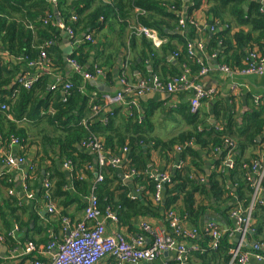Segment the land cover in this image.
Masks as SVG:
<instances>
[{
    "label": "trees",
    "instance_id": "trees-1",
    "mask_svg": "<svg viewBox=\"0 0 264 264\" xmlns=\"http://www.w3.org/2000/svg\"><path fill=\"white\" fill-rule=\"evenodd\" d=\"M55 1L56 5L53 6L50 0H0V50L8 54L7 58L0 54V146L7 148L12 138L17 139L19 147L36 146L35 160H33L35 170L33 165V176L31 178L32 173L28 174L29 179H25L24 188L32 192L33 196L36 195V198L52 201L61 208L59 214L54 215V222L62 225L63 217L72 221V216L65 210L68 201L89 194V181L93 179L91 166L93 167L94 163L89 154L84 153L77 146L93 137H101L103 151L107 150L113 154L127 145L128 163L127 165L126 162L123 163L125 170L138 173L133 175L135 178L131 186L139 183L138 185L145 188L140 195L132 199L128 196L131 194V186L119 180L115 167L106 164L95 166L97 173L102 175V180L95 184L92 192L97 199L99 212L103 214L107 210L113 211L116 222L126 227L131 232L129 233L131 236L144 233L132 224L133 219L138 216H162L166 211H173L177 215L186 213L190 222L196 224L199 216L204 215L211 209L209 207L214 206L212 208L217 211L216 214L227 217L234 205V203L228 204L230 187H235L234 194L243 205H247L251 187L246 175L252 161L258 158L254 149L260 144L258 137L264 131V99L253 101L239 119L231 118L222 130L212 126L211 131L215 134L209 136H204L202 127L205 122L199 118V109L191 112L189 102L180 105L175 111H184L185 116L182 117L190 122L192 129L184 130L166 141L154 136L150 112L138 118L139 113L136 114L135 106H131L128 113L117 108L116 114L109 116L106 122L91 116L92 106L103 101L99 98H91L90 90L93 86L89 81L83 80L82 72L94 70L92 61L99 62L98 67L107 62L106 57L110 54L95 52L93 56L90 52L96 45L104 44L100 36L111 25L116 26L117 38L121 44L131 20L144 27L155 29L161 38H165L158 48H154L151 40L142 33L138 37L145 54L151 58L153 68L160 67L159 71H154L158 79L167 78L164 71L166 63L172 66L170 78L180 74L179 66L181 69L183 66L188 67L193 74L201 70L197 58L187 53L189 40H185L181 34L175 32L179 27L181 15L178 12L183 7V0ZM204 2L207 4L206 11L212 17L213 23L225 25L223 30L203 34L205 46L207 45L205 50L209 54L215 53L217 47H221V51L216 56L217 63L226 64L232 70H239L246 67L243 62L246 48L257 45L264 52V11L260 9L259 2H253L247 10H244L243 0H190L187 14L199 8ZM54 11L65 28L72 30L76 39L78 38V42L74 44L68 55L69 60L81 67L78 71L75 69L68 71L62 51L56 43L60 38L58 35L60 28L54 19ZM48 15H51L52 19L45 22ZM73 16L74 20L71 19ZM226 24L228 26L234 24L232 27H247V30L231 32V27H226ZM134 30L132 28V33ZM173 31L174 34L171 33ZM92 32H95V35ZM87 33L92 34L93 41L84 39ZM132 33H130L131 45H134L136 38ZM189 36L191 39L195 38L194 30ZM42 53L45 58L42 57ZM167 54L176 56L175 65L166 61ZM103 59L105 60L102 61ZM29 63H34L35 66L29 68ZM41 65H44L42 73L38 72L31 85L28 88L24 87L19 81L22 75L26 71L37 72ZM67 83L71 86L64 90V85ZM2 104L6 106L5 109L1 108ZM226 138L233 141L230 150L233 163L231 168L225 167L223 163L229 148L223 143ZM192 141L201 148L210 146L214 149L218 146L219 167L213 171L207 185L199 182L196 178V170L201 168V162L198 160L200 154L191 147H184L181 150V158L184 160L189 156V161L170 173V182L164 183L165 198L163 197L162 212L151 197L155 192V182L147 173L149 153L151 150H159L160 154H169L177 146L183 147L187 142ZM246 150L250 152L252 150L248 157L243 156ZM19 155L21 156L22 153L20 152ZM66 160H70L73 166L71 177L65 176L57 166L58 163L62 164ZM42 161L50 175H44L43 185H39ZM5 176L3 173L0 174V184L9 188L11 183L4 178ZM44 179L47 180V187L44 186ZM68 185L73 191L64 189ZM261 188L264 191V176ZM19 203V199L12 196L4 201L3 206L0 198V231L8 246L13 248L24 241V239L16 241L7 235L11 229L9 221L11 216L15 218L20 229L27 227L31 221L34 222L33 231L37 239L29 237L26 242H32L35 248L41 243L47 244L51 240L47 233V228L52 224L50 219L45 224L40 223L34 212L29 211L25 204L19 205ZM84 207L85 203L77 200V208L84 209ZM21 213L26 216L25 220L20 218ZM252 219V237L255 240L264 239V209L259 205L255 206ZM231 245L232 242L224 234L216 249L189 252L186 256L187 262L190 264L189 259L192 258L193 264H228ZM28 255L25 259L30 261L41 258L36 252ZM23 262L24 260L21 264L25 263ZM143 264H152V262ZM173 264L180 263L175 261Z\"/></svg>",
    "mask_w": 264,
    "mask_h": 264
},
{
    "label": "crops",
    "instance_id": "crops-1",
    "mask_svg": "<svg viewBox=\"0 0 264 264\" xmlns=\"http://www.w3.org/2000/svg\"><path fill=\"white\" fill-rule=\"evenodd\" d=\"M108 1V0H105ZM190 0H183V7L181 8L180 12H178L179 15H181V19L183 20V23H180L179 20V27L175 32H178L183 36L185 40H189L190 44H196L201 42L203 47L200 50H197L195 53V57L197 60H199L202 65L207 69L206 72L200 73L198 70L197 73L193 74L191 70L183 66H179L180 73L184 72L185 69H189V80L193 84L199 85L204 92L212 91V93L207 94L205 97H203L200 100L199 103V118L205 122V125L203 128L204 136H209L215 134V132L211 131V127L218 130H222L224 125L232 118H240L242 113L248 109V107L251 105V103L254 101L257 97L259 99H264V73H254V74H248V75H239L237 73H229L221 69V66H226V64L217 63L216 56L221 51V47H217L215 53L209 54L205 47V38L203 34L206 33H212L216 30H223L225 28V25H221L220 23H213L212 17L207 14L206 7L207 4L204 2L199 8L194 9L191 11L190 14H187L188 4ZM253 2H259V0H243L242 7L244 10H247V8L253 3ZM260 3V2H259ZM56 20V19H55ZM187 21V22H186ZM57 22V21H56ZM142 25H139L138 23H135L134 20L130 21V25L127 27L125 31V35L123 38V43H119V39L117 38V28L115 25H111V29L108 28L107 31L102 32L100 39L101 42L104 44L96 45L95 51L92 50L90 52L91 55L100 54L103 52H106L107 54H110L107 59V62L101 64L99 67L97 64L99 62L92 61L94 63L93 68L94 70L91 72L92 75L96 73L95 69L97 68L99 70V74H96L92 79H88L85 81H89L90 84L93 86V88L90 90V94L92 95V99H101L103 103L100 104H94L91 109V116L97 117L98 119H101L103 122H106L107 118L109 116L115 115L117 108H121L125 113L130 112L131 106H135L136 108V114L139 113L138 118L143 115L150 112L151 116V122H152V128H153V134L157 138H160L163 141L169 140L170 138H173L178 135V133L184 131V130H190L192 129L190 122L187 121V119L184 115V111H175L177 107L183 104H187L189 102V99L191 96L194 95V92L192 90L188 91H182L176 94H169L162 90H148V92H144L143 95H136L133 90V85L137 84L141 80H145L150 82L155 75L154 71H159L160 67L153 68L151 58L145 54L144 47L141 45V41L138 39L140 35V27ZM234 24H231L228 26L226 24V27H231V32H235L238 30H247V27L239 26V27H232ZM247 26V25H246ZM132 28H134V32L132 33ZM190 29L196 34L195 38L191 39L189 34ZM58 30V29H57ZM65 30L59 29L58 35L60 36L59 39L56 40V43L58 44L60 50L62 51L63 47H66L70 45L72 48L74 45L70 41L67 33L64 32ZM167 31V30H166ZM134 34V37L136 38L134 45H131V34ZM174 31L171 32L172 34L175 33ZM92 34L95 35V32H92ZM158 35V33H157ZM141 36V35H140ZM94 37V36H93ZM158 37L161 39L162 43L165 41V38H161L159 35ZM78 39V38H77ZM161 43V44H162ZM160 44V45H161ZM152 47H154L152 45ZM158 48V47H154ZM178 50H180V47L178 45ZM204 48V49H203ZM263 48V47H262ZM72 50V49H71ZM253 55L255 57H253ZM63 56V52H62ZM193 56V57H194ZM174 54H167L166 55V61L175 65L176 59ZM264 57V52L261 50L260 46L254 45L253 47L246 48L245 50V57L243 58V62L246 64L245 66L249 65L253 58L255 61L261 59ZM93 58V57H92ZM246 58V59H245ZM64 59V58H63ZM245 59V60H244ZM103 59L102 61H104ZM66 67L68 62V56L65 60ZM101 61V62H102ZM165 66V75L167 76L166 79H160L161 81L165 82L170 77V70L172 69V66L168 63L164 64ZM228 66V65H227ZM44 68V67H43ZM43 68H38L39 70L37 72L28 73L27 71L25 73H28L31 76H35L38 72L42 73ZM232 68V67H231ZM68 69V68H67ZM72 67L68 69L71 70ZM84 72V71H83ZM82 72V74H83ZM86 73V72H84ZM58 74V73H57ZM56 74V76H57ZM82 87V86H80ZM127 88H131L132 92L127 91ZM118 95H121L123 99H117L116 97ZM137 108L139 110H137ZM122 111V112H123ZM175 111V112H172ZM123 112V113H124ZM132 113V112H131ZM202 121V122H203ZM199 127V129H200ZM97 138V137H95ZM260 140V144L255 147L254 153L258 155V158L264 157V131L262 132L261 136L258 137ZM100 144L103 142L101 137L97 138ZM226 141H233L231 139H224L223 143ZM226 144V143H225ZM102 146V145H101ZM191 147L193 150H196L200 154V159H198L201 162V168L197 171V180L199 182H203L206 185L208 184V180L213 173L217 169L219 164V154L217 150L219 149L218 146L214 147L212 149L210 146H202V148L197 145L195 142H187L183 147L177 146L174 151L169 152V154L162 153L159 150H151L149 153V157L147 159V173L152 177L154 183V189L155 192L153 196L151 195L153 201L157 203L160 207V210H162V206L164 203L163 197H164V183L170 182V176L169 174L173 173L175 170L182 167L183 163H188V159L184 158V160L181 158V150L184 147ZM78 148H81L82 151L86 154H89L91 159L93 160V167L91 166L92 172H93V179L89 181L90 189L89 194L85 196H79L78 199L68 201L67 206H65V210L67 213H69L70 216H72V222H76L78 220L83 219V211L84 209H78L77 208V200L84 202L86 205V198L91 194L92 186L95 183V178L97 176L98 170L96 169V165L98 166V160L97 157L92 149L89 147H85L81 145V143L77 146ZM27 148V147H26ZM19 147L17 145H7V148L5 146H0V174L6 175L4 178L8 182L11 183V187L7 188L4 187L2 184H0V198H1V205L4 206V201L9 199L12 196H16L20 203L23 205L25 204L29 211L34 212L38 221L42 224H45L47 220L50 219L52 224L49 225L47 228V233L49 235V238H55L58 241H60L64 237V232L62 230L61 223L58 225L54 222L53 217L54 215L59 214V208L54 202L47 201L44 198L38 199L36 198V195L33 196L32 192L25 190V179H29V175L33 172V169L29 170L30 167H33L35 170V155H36V146L29 147V148ZM26 149V150H25ZM20 152L22 155L20 156ZM252 153V150H246L244 152V157H248L249 154ZM104 154L106 157H120L126 161L125 165L128 163V146L125 145V147L120 148L117 153H111L107 150H104ZM228 154V150L226 152V155ZM7 156H11L12 158H19L23 157V163H15L13 166H8L5 163V159ZM185 156V154H184ZM125 165L120 164V166L115 167L119 180L125 184V185H132V182L134 181L133 175L138 174L134 172L133 170H129L128 172L125 170ZM57 166L60 168V170L64 173L65 176L71 177L73 166L70 160L64 161L62 164L58 163ZM38 168V166H37ZM31 171V172H30ZM40 176V184L43 185V176L47 174L50 175L49 171L45 170L44 162H40V170H39ZM162 173L168 174V181H165L162 184V187L159 191L160 199L159 201L154 200V195L156 193V180L155 178L159 176ZM249 172L247 173V175ZM135 175V176H136ZM33 173L30 175L32 178ZM44 176V177H45ZM122 176V178L120 177ZM139 177V176H137ZM85 176L83 175V179ZM27 179V180H28ZM137 183L134 186H131V194L132 196H138L140 193L143 192V188L141 185H138ZM70 187V188H69ZM69 189L70 192L73 191L71 189V186L68 185L64 189ZM39 189V186L37 190ZM145 190V188H144ZM29 193L32 195L29 197ZM235 193V187H230L229 196L230 199L228 200V204H233L232 208L239 207L243 209L240 200L238 199L237 195ZM128 195V196H129ZM165 198V197H164ZM3 199V200H2ZM52 204V206L55 207V210L52 212L48 211V205ZM18 206V204H17ZM211 206L210 210L206 211L204 215L199 216L197 223L192 224L189 220V216L184 213L182 215H177L175 212V215L180 218L179 225L183 229H193L196 228L198 231H202L203 228L207 225L209 221H217L220 223L223 229L228 228L232 225V220L227 217H222L221 215L216 214L217 211H215ZM222 208V207H221ZM169 211H166L165 213H162V216H138L135 217L132 221V224L135 228L141 229L144 233L143 235L146 240L150 239L154 234L158 233L159 231L169 229V221H168V214ZM173 212V211H172ZM230 212V211H229ZM228 212V213H229ZM215 215L217 217H215ZM20 218L22 220L26 219V216L24 213L20 214ZM217 218V219H216ZM9 221L11 222V229L8 232L7 235H12V239H15L16 241H19L21 239H24L22 244H19L18 246H15L13 248H10L8 244L6 243L4 236L2 232L0 233V236L2 235V238H0V264H21V261L24 260V264H30V260L25 259L29 255H21V250L28 244L32 242H26V240L29 239V237H34V239H37V235L35 234V231H33L34 222L31 221L27 227L19 228L17 225V222L14 217H10ZM143 223H146L148 228L146 230H143L141 228V225ZM253 223V219H252ZM1 225V221H0ZM46 226V225H45ZM111 231H117L120 234H125L127 237H135L131 236V233L126 227H123L122 225L118 224L117 222H111L108 221L107 225V232ZM253 231V230H252ZM252 231L247 233L244 237H241L240 235H235L233 238L230 239L232 242V245H236L240 243L243 248H249L250 245L254 241H258L261 239H254L252 237ZM41 234V233H40ZM42 235V234H41ZM137 236V235H136ZM182 243L185 245H196L201 250L206 251V249H214L210 247L209 241L203 239H200L198 237L194 238H187L183 237ZM43 244V245H42ZM46 243H41L38 248L44 247ZM34 245V244H33ZM35 247V245H34ZM14 250V253H13ZM203 251V252H204ZM41 261L47 260L46 255H40ZM175 253L174 252H165L161 255H159L154 261H152V264H173L175 262ZM192 258L189 259L190 264H193L191 261ZM214 260V259H213ZM217 262V260H214ZM180 264H189L187 262L186 257L182 258L180 261H178ZM147 263V262H145ZM96 264H113L112 260L110 258H103L102 260L98 261ZM143 264V263H142ZM247 264H261V261L256 260L254 256H251L247 262Z\"/></svg>",
    "mask_w": 264,
    "mask_h": 264
},
{
    "label": "built area",
    "instance_id": "built-area-1",
    "mask_svg": "<svg viewBox=\"0 0 264 264\" xmlns=\"http://www.w3.org/2000/svg\"><path fill=\"white\" fill-rule=\"evenodd\" d=\"M53 3V6L56 5L55 0H50ZM261 4V10L264 11V0H259ZM54 19L57 16V13H54ZM52 19L51 15L45 19L49 21ZM75 19V17H71ZM57 26L60 29H64L74 45L78 42L76 35L72 30L65 28L64 23L60 20L56 22ZM180 23H183V20H180ZM140 33L145 37L151 40V43L154 47H159L162 43L161 39L157 35L155 29L141 26ZM86 41H93L92 34L87 33L84 36ZM203 45L201 42L196 44H189L187 53L189 56H194L197 50L202 49ZM0 54L5 58L8 57L7 53H3L0 50ZM42 57L45 58L44 53ZM253 57H255L253 55ZM44 61V60H43ZM68 62L72 64V68L76 71L80 70L81 67L76 64L74 61L69 60ZM201 65L200 73H204L207 69ZM34 63H29L28 67H34ZM44 65H41L43 68ZM226 72L237 73L239 75H248L254 73H264V57L253 61L239 70H232L227 66H221ZM96 73L92 75L91 73L82 74L83 79L88 80L92 79L96 74H99V70H95ZM189 69H185L184 72H181L179 75L169 78L165 82H161L158 77L154 76L153 79L148 82L145 80L139 81L137 84L133 85V90L136 95H143V93L148 92V90H162L169 94H176L182 91L192 90L194 95L189 99V107L191 112L197 111L199 107L200 100L205 97L207 94L212 93V91L204 92V90L197 84H193L189 80ZM35 76H31L28 73L22 75L19 79L21 84L24 87H29ZM59 79H57L58 81ZM71 86L70 83L64 85V90L69 89ZM127 91L132 92L131 88H127ZM117 99H123L121 95L116 97ZM259 100V97L255 99V102ZM2 109H5L4 104L1 105ZM264 141V139H263ZM225 146H228V154L223 161L225 167H232V159L230 150L233 143L231 141H226ZM264 144V143H263ZM10 145L19 146L17 139L12 138L9 141ZM85 147L92 149L97 157L99 165H110L112 167H118L120 164H123L124 159L120 157H106L104 151L101 147L100 142L97 138H89L88 140L81 143ZM23 157L12 158L7 156L5 163L8 166H13L15 163H23ZM32 167L29 168L31 170ZM249 174L246 175V179L250 182L251 195L250 200L247 205H241L243 209L236 207L230 210L228 213L229 218L233 221L232 225L226 229H223L219 222L209 221L207 225L203 228L202 231H198L196 228L193 229H183L180 225V218L175 215L174 212L169 211L167 214L169 221V229L159 231L154 234L150 239H147L143 235H138L135 237H127L125 234H120L117 231L107 232L108 221L116 222V215L113 211L107 210L101 214L97 207V199L91 194L86 198V205L83 211V219L76 222H72L67 217L62 218V230L64 232V237L58 241L55 238H51L48 243L41 248H35L33 244L28 243L23 250H21V255H28L32 252H36L39 255H46L47 260L41 261L35 259L30 261V264H96L98 261L103 258H110L113 264H142L145 262L154 261L159 255L165 252H174L175 261H180L182 258H185L189 252L198 251L202 252L196 245H185L181 241L183 237L194 238L200 237L205 238L209 241L210 247L216 249L219 246V242L223 235H227L229 239L233 238L235 235H240L244 237L247 233L252 231V216L255 206L259 205L264 209V191L261 188V181L264 176V157L257 158L253 160L249 168ZM168 174L162 173L155 178L156 180V193L154 195V200L159 201L160 195L159 191L162 187V184L165 181H168ZM102 180V175L97 174L95 178V183L92 186V191L95 189V184ZM44 186L47 187V180L44 179ZM32 196L29 193V197ZM130 198H135L132 195H129ZM55 210V207L52 204L48 205V211L52 212ZM143 230L148 228L146 223L141 225ZM9 236L12 237L11 232ZM2 238V236H0ZM15 249V248H13ZM14 253V250H13ZM254 256L256 260L261 261V264H264V239L254 241L249 248H243V246L238 243L229 248V262L228 264H233L237 262L239 264H247L249 258Z\"/></svg>",
    "mask_w": 264,
    "mask_h": 264
},
{
    "label": "water",
    "instance_id": "water-1",
    "mask_svg": "<svg viewBox=\"0 0 264 264\" xmlns=\"http://www.w3.org/2000/svg\"><path fill=\"white\" fill-rule=\"evenodd\" d=\"M56 21H59V18L57 17L56 18ZM65 32V31H64ZM66 33V32H65ZM71 49L72 47L70 45L66 46V47H63L62 48V52H63V58L66 60L67 59V56L71 53ZM72 67V64L67 62V68H71ZM122 178V176H120Z\"/></svg>",
    "mask_w": 264,
    "mask_h": 264
},
{
    "label": "clouds",
    "instance_id": "clouds-1",
    "mask_svg": "<svg viewBox=\"0 0 264 264\" xmlns=\"http://www.w3.org/2000/svg\"><path fill=\"white\" fill-rule=\"evenodd\" d=\"M54 13H55V11H54ZM57 17H55V19H56Z\"/></svg>",
    "mask_w": 264,
    "mask_h": 264
}]
</instances>
